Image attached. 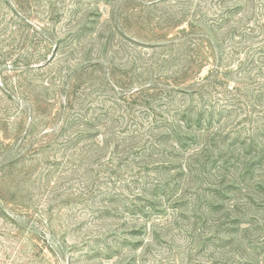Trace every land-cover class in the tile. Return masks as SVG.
I'll use <instances>...</instances> for the list:
<instances>
[{
  "label": "rangeland",
  "instance_id": "1",
  "mask_svg": "<svg viewBox=\"0 0 264 264\" xmlns=\"http://www.w3.org/2000/svg\"><path fill=\"white\" fill-rule=\"evenodd\" d=\"M0 264H264V0H0Z\"/></svg>",
  "mask_w": 264,
  "mask_h": 264
}]
</instances>
